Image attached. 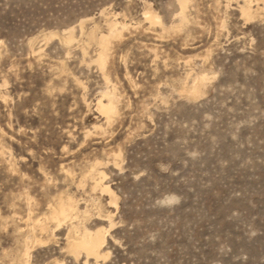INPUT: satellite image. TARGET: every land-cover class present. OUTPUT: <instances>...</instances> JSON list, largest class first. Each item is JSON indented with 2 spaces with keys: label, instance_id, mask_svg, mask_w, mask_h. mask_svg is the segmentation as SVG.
<instances>
[{
  "label": "rangeland",
  "instance_id": "1",
  "mask_svg": "<svg viewBox=\"0 0 264 264\" xmlns=\"http://www.w3.org/2000/svg\"><path fill=\"white\" fill-rule=\"evenodd\" d=\"M190 2L179 26L177 0H0V264H24L33 219L67 194L90 228L114 213L98 264H264V1L248 20L243 0ZM113 14L127 27L101 69L88 33ZM204 75L203 95L181 93ZM106 89L111 122L95 103ZM95 161L117 208L80 184ZM67 231L29 243L30 263L84 264Z\"/></svg>",
  "mask_w": 264,
  "mask_h": 264
},
{
  "label": "bare ground",
  "instance_id": "2",
  "mask_svg": "<svg viewBox=\"0 0 264 264\" xmlns=\"http://www.w3.org/2000/svg\"><path fill=\"white\" fill-rule=\"evenodd\" d=\"M243 1L244 3L240 6L242 15L246 17L247 20L256 17L258 14V10H260V8L262 9V6L261 7L257 6V8H254L255 4L253 5V2L256 1L258 4L259 0H243ZM177 2L180 8L179 13L177 14V16L179 17L178 24L179 26L181 24L183 26V23L188 21L186 8L188 7L190 0H177ZM143 15L145 19L148 20L152 25L160 24L163 27V30L166 32H168V30L170 29H171L170 31H172L177 27L174 21L173 22L175 24H171L169 27H166L165 24L162 22L161 16L156 12V10L152 9L149 6L147 7V9L144 10ZM115 16L116 14L108 22L107 34H101L98 36L95 31L96 26H94L91 29V31L88 33L89 39L95 40L99 43L100 48L97 55L95 56L94 61L99 65L101 69H105L104 67L107 62L108 47L109 44L111 43L110 40H112L111 38L119 37L123 29L127 27V24L125 22L117 20V17ZM82 23L83 21H81L80 23L81 29H82ZM176 31H178V29ZM58 34L59 33L53 31L49 32L50 37ZM61 35H63L61 39L65 41V43L71 44L75 38L74 27L68 28L67 30H65V33ZM36 51L37 53H39L40 50H36ZM187 77L189 78V76ZM208 80L209 77L208 76L206 77V75H204L201 79L199 78L194 79L193 85L190 83L191 87L193 86L191 90H189L190 87L188 88L187 80H185L181 86L180 91L181 93L190 92V95L192 94L194 97L201 96L205 93L206 86H208L207 84ZM107 81L108 79L106 80V82ZM95 103H96V109L106 117L107 122H109L112 119V117H115L114 115H117L118 98L115 89H106L105 91H103L100 97L98 98L97 102ZM115 155L117 156V154ZM100 164L101 163L99 161L93 162L92 165H90L91 168L81 178L80 184L82 185L86 177L90 176V178L93 179V187H92L93 190L99 189L101 192L107 193L110 198L109 204L117 208L118 197L114 193L111 186L105 182L106 173L103 170L99 169L98 166ZM93 202L95 205H97V207H100L99 205L101 204H98L99 201L97 202L96 200L93 199ZM80 204L81 203H79V199L75 198L71 194L59 195L55 203L54 204L52 203V205L50 204L49 211L44 217L33 219L31 213L28 214L27 220L31 221L33 219V223L30 231L28 232V235L25 237L26 239L24 240L25 248L23 252V257L21 259L24 264H31L30 263L31 259H29L30 258L29 249H31L29 243L32 244L36 242L42 243L49 241L53 236H55V231L57 230V228H59L64 223L68 224V231L66 235V243L68 250L78 258L80 254L84 253L86 256V259H84L85 260L84 264L89 263V258H93L95 260V264H98L100 259H105L107 257L109 252H107L105 249V243L107 241V235H109L108 233L110 232V229L115 225V222L113 220L114 213L111 211H105V213L102 214V219L108 222L107 226L97 225L94 228H90L86 223L90 216V212H89L90 207L89 209L87 207L81 209ZM52 223L54 224L53 226L51 225ZM43 236L46 237V240L43 239Z\"/></svg>",
  "mask_w": 264,
  "mask_h": 264
}]
</instances>
